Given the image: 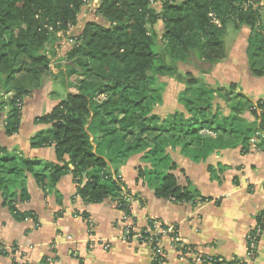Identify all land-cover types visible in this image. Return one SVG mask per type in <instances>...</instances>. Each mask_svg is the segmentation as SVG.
<instances>
[{"label": "trees", "instance_id": "obj_1", "mask_svg": "<svg viewBox=\"0 0 264 264\" xmlns=\"http://www.w3.org/2000/svg\"><path fill=\"white\" fill-rule=\"evenodd\" d=\"M88 1L0 0V112L5 114L7 137L19 131L24 101L52 73L47 49L58 33L77 26ZM252 1L101 0L99 19L84 24L67 55L66 77H77L76 91L64 90L51 110L34 120L47 130L37 134L30 147H52L55 162L0 155V193L12 216L18 221L32 218L16 209L17 198L26 197L28 175L45 190L70 174L75 196L85 204L110 199L130 217L136 196L116 168L137 154L142 164L137 177L156 199L179 204L211 200L178 185L177 166L167 149L178 148L195 163L238 146L245 153L253 146L252 138L264 149V100L251 103L234 84L213 89L195 74H210L227 56L228 29L244 27L249 30V73L264 77V15ZM157 4L160 11L154 8ZM182 65L190 70L180 74ZM164 75L183 85L176 97L182 110L161 118L154 110L163 104ZM22 77L29 80L26 85L19 83ZM222 100L227 113L219 104ZM245 111L252 122L244 118ZM82 218L88 220V215ZM153 223L149 220L148 226ZM127 231V238L135 235L131 228ZM139 235L158 238L146 230ZM198 258L201 264H222L215 257ZM160 263L164 258L154 264Z\"/></svg>", "mask_w": 264, "mask_h": 264}, {"label": "crops", "instance_id": "obj_2", "mask_svg": "<svg viewBox=\"0 0 264 264\" xmlns=\"http://www.w3.org/2000/svg\"><path fill=\"white\" fill-rule=\"evenodd\" d=\"M233 33L234 39L226 42V58L200 79L215 88L234 84L235 91L251 103L264 100V77L255 78L248 70L249 30L243 27ZM227 37L230 38L228 33ZM177 86L179 93L183 85ZM49 90L39 89L24 101L19 131L12 137L4 134L5 114L0 112L1 156L20 154L55 162L52 147H30V141L47 130L46 126L35 125L34 120L58 102L59 91L51 85ZM176 97L166 107L163 96V104L155 107L154 113L165 118L182 110ZM244 118L252 122L247 111ZM261 138L264 139V132ZM250 142L253 146L245 153L238 146L199 163L190 161L178 148L167 149L177 166L178 185L186 189L193 186L198 197L211 199L207 202L198 199L179 204L156 199L153 190L137 177L141 155L131 156L116 168L127 190L136 196L130 204V217L116 209L110 199L85 204L75 196L76 185L70 174L55 188L45 190L28 175L24 183L26 197L17 198L16 209L31 213L32 218L16 220L0 193V264H152L151 245L127 238V230L131 228L135 235L144 230L154 235L161 225L174 227L172 235L158 237L164 264H192L202 255L227 262L264 264V234L253 254L249 255L247 249V235L257 225L264 207V149L256 139ZM83 213L88 220H83ZM149 220L154 221L152 228ZM183 246L188 250L182 252Z\"/></svg>", "mask_w": 264, "mask_h": 264}, {"label": "rangeland", "instance_id": "obj_3", "mask_svg": "<svg viewBox=\"0 0 264 264\" xmlns=\"http://www.w3.org/2000/svg\"><path fill=\"white\" fill-rule=\"evenodd\" d=\"M101 0H89L87 4L82 8L79 16H78V24L75 27L70 28L65 34L63 33H58L57 34V40L53 43L52 49H47L48 55L51 57V62L49 65V68L51 69V75H46L43 85L45 83V86L41 87L42 90H49L50 85L52 88H55L54 91L58 92L59 95L64 92V90L70 91V92H75V85H76V79L77 77L72 75L66 77V66L68 63L67 55L71 51L73 45H75V36L81 31L83 28L84 24L87 22L91 21H96L99 19L97 14L98 7L100 5ZM154 8L157 11H160L159 9V4L154 5ZM261 14L264 15V5L261 8ZM160 27H158L159 29ZM234 29L229 28L227 33L230 35V38L227 37L225 38V41L227 44H229L230 41H232L234 38L232 37L235 33H233ZM69 34V35H68ZM228 38V40H227ZM226 44V45H227ZM228 48L227 47V53H228ZM53 50V53H52ZM189 67L186 66H180L178 69V72L180 74H184L185 72L189 71ZM55 74V75H54ZM170 75V74H169ZM169 75H164L160 78V84H165V95H164V102L166 103V107L168 105H171L174 103L175 97L179 91V86H177L176 82L174 79L169 78ZM197 78H200L201 75L197 74ZM28 79L22 77L19 80V83L21 82L22 84L26 85L28 83ZM66 82V86L64 83ZM203 81H201L202 83ZM206 82V81H205ZM205 82L204 85H207ZM210 87L209 85H207ZM66 87V88H65ZM217 87V86H216ZM213 89H215L214 86H212ZM51 91V90H49ZM220 106L225 110V103L224 101H219Z\"/></svg>", "mask_w": 264, "mask_h": 264}, {"label": "built area", "instance_id": "obj_4", "mask_svg": "<svg viewBox=\"0 0 264 264\" xmlns=\"http://www.w3.org/2000/svg\"><path fill=\"white\" fill-rule=\"evenodd\" d=\"M250 4L253 6L254 9L255 8L261 9L264 5V0H253ZM173 233H174V227L173 226H163V227L160 226L158 233L154 234L153 236L158 235V237H159L160 235H162V236L172 235ZM263 234H264V207H263L262 212L259 216L257 225L247 235L246 240H247V249H248L249 255L253 254V252L255 251V249L257 247V241ZM133 238L137 241L141 240V241H143V243H145V244L148 243L151 245L152 264L159 262V259L164 258L163 254L161 253V251L157 245L158 238H155V237L152 238V236H151L148 239H142L141 236L138 234L134 235ZM175 241H176V239H175ZM216 262L224 264L225 260H223L221 258H216ZM194 263L195 264H201L202 261L200 259H198V260H195ZM160 264H163V263H160Z\"/></svg>", "mask_w": 264, "mask_h": 264}, {"label": "water", "instance_id": "obj_5", "mask_svg": "<svg viewBox=\"0 0 264 264\" xmlns=\"http://www.w3.org/2000/svg\"><path fill=\"white\" fill-rule=\"evenodd\" d=\"M187 190H188L189 193H193V192H194V188H193V186L188 187Z\"/></svg>", "mask_w": 264, "mask_h": 264}]
</instances>
